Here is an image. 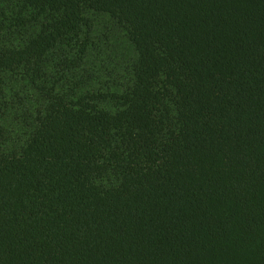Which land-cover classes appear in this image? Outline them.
<instances>
[{
  "label": "trees",
  "instance_id": "1",
  "mask_svg": "<svg viewBox=\"0 0 264 264\" xmlns=\"http://www.w3.org/2000/svg\"><path fill=\"white\" fill-rule=\"evenodd\" d=\"M0 264H264V0H0Z\"/></svg>",
  "mask_w": 264,
  "mask_h": 264
}]
</instances>
